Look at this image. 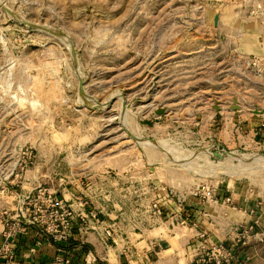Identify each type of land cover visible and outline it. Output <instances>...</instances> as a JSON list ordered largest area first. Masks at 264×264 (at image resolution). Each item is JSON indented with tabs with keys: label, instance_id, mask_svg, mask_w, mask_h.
I'll return each mask as SVG.
<instances>
[{
	"label": "rangeland",
	"instance_id": "1",
	"mask_svg": "<svg viewBox=\"0 0 264 264\" xmlns=\"http://www.w3.org/2000/svg\"><path fill=\"white\" fill-rule=\"evenodd\" d=\"M263 129L264 0H0V230L37 185L102 184L120 233L185 264L195 212L202 242L236 219L196 188L264 200Z\"/></svg>",
	"mask_w": 264,
	"mask_h": 264
},
{
	"label": "built area",
	"instance_id": "2",
	"mask_svg": "<svg viewBox=\"0 0 264 264\" xmlns=\"http://www.w3.org/2000/svg\"><path fill=\"white\" fill-rule=\"evenodd\" d=\"M66 187V186H65ZM163 191V190H162ZM172 192L166 193L165 198L171 200L177 198L171 196ZM191 201L202 198L209 206L224 209L226 213L236 215L235 222H231L224 234L221 242L212 243L209 239L202 242L207 236L206 233H197L194 239L188 240L185 252L190 256L189 264H234L240 259H248L243 251L249 248L264 250V220H261L259 213L264 214V200H256L250 207L240 206L235 203V198L229 194L228 197L218 199L216 188L200 186L189 196ZM75 203H70L69 198L63 195L58 197L57 192L42 188L40 185L32 188L22 200L18 214L12 219L4 220L0 230V264H24L16 256L15 242L28 233L32 234L33 246L29 249L30 254H35L37 248L42 246H53L68 242L72 237L73 222L77 221L78 234L81 238L89 232L94 233L100 242L108 245V240L114 244V231L110 227L103 226L98 213L92 209L90 200L81 196H72ZM178 201V199H177ZM168 202V201H167ZM189 203V202H188ZM180 212L181 209L176 206ZM160 207L153 204V215L161 217ZM189 212L183 210L181 214ZM204 216L210 218L205 212ZM175 220L176 226L187 227L190 225L188 216L183 215ZM250 218V222L244 223L242 220ZM189 223V224H188ZM192 228L196 229V224L191 222ZM208 238V237H207ZM201 240V241H200ZM263 264H264V257ZM85 264H108L101 256H91L89 262ZM48 264H74L71 256L64 250L58 249L54 257ZM138 264H148L140 261Z\"/></svg>",
	"mask_w": 264,
	"mask_h": 264
},
{
	"label": "crops",
	"instance_id": "3",
	"mask_svg": "<svg viewBox=\"0 0 264 264\" xmlns=\"http://www.w3.org/2000/svg\"><path fill=\"white\" fill-rule=\"evenodd\" d=\"M258 136H260L259 139L264 137V129L259 131ZM263 140H259L258 146H260V144L264 146ZM79 186L78 184L72 183L62 188L61 192L59 191L57 195L58 197L63 195L65 198H69L70 203L73 204V208H75V203L72 196H81L90 199L91 202L94 201V209L102 220L103 226L110 227L114 231V237L112 239L115 245H113L111 240H108V245L104 246L97 235L92 232H89L86 237L84 236L81 238L77 230L79 223L74 221L72 226V237L68 242L50 247H39L36 249L35 254L29 253V249L33 246L32 234L28 233L20 237L15 244L16 256L21 263L48 264L50 259L54 257L56 250L62 249L71 256L74 264H85L86 260L89 262L91 256H101L106 259L108 264H138L140 261H146L148 264H182L177 253L170 254V256L167 255L168 257H166L164 253L171 249L169 242L164 238L163 240H157L156 238L150 237L149 230L135 232L133 228L129 227L120 233L119 223L114 220L118 218V214L114 212V190L106 191L102 184L96 183L91 184V187H87L88 185L85 186V189ZM93 193L94 195L91 197L90 195ZM170 209L172 212L171 214L176 213V207H174L173 204L170 205ZM114 213L116 215H114ZM199 214L200 213L195 212L194 216L197 226L196 229L191 228L190 232H195V236L198 232L207 234L209 231L211 235H215L216 230L206 222L209 218L205 217L204 213H202L201 216L205 218L203 219ZM176 219L177 215L175 214L166 221V228L168 230H170V226L175 223ZM200 228L204 231L200 230ZM173 229L175 231L176 228ZM124 233L126 234L125 237H123ZM193 236L191 239H193ZM216 237L218 236H213L215 241L217 240ZM187 242L188 240L185 243L183 242L184 251ZM158 246H160L159 249H157ZM259 249L261 248L259 247L258 250L253 248L244 250L243 254L244 256H248V259L242 258L234 264H263L262 258L264 257V250ZM189 261L185 262V264H189Z\"/></svg>",
	"mask_w": 264,
	"mask_h": 264
},
{
	"label": "water",
	"instance_id": "4",
	"mask_svg": "<svg viewBox=\"0 0 264 264\" xmlns=\"http://www.w3.org/2000/svg\"><path fill=\"white\" fill-rule=\"evenodd\" d=\"M216 110L218 111L219 108L216 106ZM230 110L237 111L239 110V106L236 104V102H233V105L231 106Z\"/></svg>",
	"mask_w": 264,
	"mask_h": 264
}]
</instances>
